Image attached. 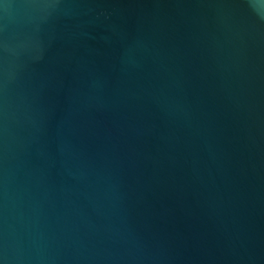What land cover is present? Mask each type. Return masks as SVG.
Returning a JSON list of instances; mask_svg holds the SVG:
<instances>
[{"label":"water","instance_id":"water-1","mask_svg":"<svg viewBox=\"0 0 264 264\" xmlns=\"http://www.w3.org/2000/svg\"><path fill=\"white\" fill-rule=\"evenodd\" d=\"M0 264H264V0H0Z\"/></svg>","mask_w":264,"mask_h":264}]
</instances>
